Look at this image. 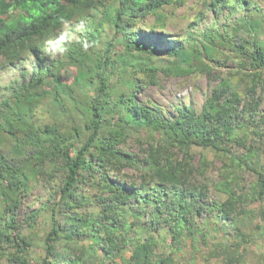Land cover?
<instances>
[{"label":"trees","instance_id":"16d2710c","mask_svg":"<svg viewBox=\"0 0 264 264\" xmlns=\"http://www.w3.org/2000/svg\"><path fill=\"white\" fill-rule=\"evenodd\" d=\"M188 1L0 0L2 65L37 63L0 100V264H175L188 242L209 251L207 264H257L248 253L264 237V0H197L180 17L184 32L171 33ZM80 24L46 64L49 44ZM229 61L235 70L217 77L199 113L178 105L167 116L145 95L160 74L210 76ZM146 132L141 155L122 148ZM194 146L221 163L218 181ZM40 183L46 197L20 220Z\"/></svg>","mask_w":264,"mask_h":264},{"label":"rangeland","instance_id":"374dc122","mask_svg":"<svg viewBox=\"0 0 264 264\" xmlns=\"http://www.w3.org/2000/svg\"><path fill=\"white\" fill-rule=\"evenodd\" d=\"M196 1L197 0H189L187 6L179 9L177 13L176 20L169 24L168 30L171 33L179 34L183 33L184 29L188 23V21L180 19L182 15H187L190 18L193 17L196 13ZM82 24L76 26L72 31L68 32L70 39H67L66 36H63L60 40L52 41L48 46V51L45 54V63L50 64L52 61L56 59H62L64 54V49L60 47L61 41H66L67 44L78 38V31L82 28ZM243 34H245L243 32ZM2 61H0V100L2 96L7 94V87L13 83L14 80H19L20 84H24L29 81L33 75L37 71V63L34 57L29 56L27 60L23 63L8 66L2 65ZM235 63L229 61L224 67H214V71L209 76L208 74L202 76H190V77H167L163 74H160L158 77V85H153L145 89V95L149 96V98L155 100L156 102L166 106L167 108V116L176 115L174 109L178 105H188L191 106L194 111L199 113L202 109V106L206 100V98L211 94L212 88L218 84V76L220 74H225L229 70H235ZM72 70H67L64 74V78L68 79L73 76ZM140 99L143 101L145 97L142 96ZM148 132V131H147ZM147 132L142 134L141 136L135 135L132 139H130L126 145H123V149H126L128 152L133 153L135 155H141L144 152V149L148 147V141H151V138L148 137ZM141 138V140L138 139ZM192 153L195 155V163L198 164L202 154L207 156V160L213 165L211 169L208 171L207 177L211 183L219 180V172L215 166H220L221 163L215 158L212 151L209 149H203L202 147L194 146ZM236 153H239L236 150ZM215 165V166H214ZM214 166V167H213ZM127 173L133 174L135 176L138 175V169L131 168L126 170ZM46 197L45 189L42 186V183L39 184V187L34 188L33 194L24 200V204L21 206L19 210V219L23 220L24 216L31 212L33 209H36L40 206V201L42 198ZM212 198L225 200L226 196L223 193H220L214 188H212ZM264 207V203H263ZM206 215L201 218V220L206 219ZM264 226V224H263ZM216 233H219L221 237L222 232L219 227L216 228ZM230 234L233 232L230 231ZM234 235H231V239ZM182 250L181 255H176L174 259L176 260L175 264H205L206 261L203 258L202 254L204 253V257H207L209 251L203 246H201L200 252H196L195 249L192 248L190 242L186 244ZM158 253L168 254L170 250L167 248L160 247L158 248ZM249 259L252 261H257V264H264V237L262 243L257 246H253L249 251ZM127 257L130 256L129 252L125 254ZM219 259L213 258L209 264H219ZM207 264V263H206Z\"/></svg>","mask_w":264,"mask_h":264}]
</instances>
